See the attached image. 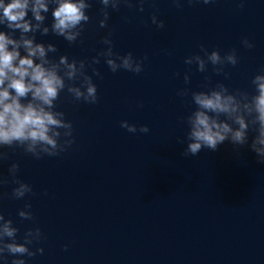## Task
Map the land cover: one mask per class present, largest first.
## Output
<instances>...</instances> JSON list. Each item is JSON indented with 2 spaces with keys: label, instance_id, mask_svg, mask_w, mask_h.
Returning a JSON list of instances; mask_svg holds the SVG:
<instances>
[{
  "label": "water",
  "instance_id": "1",
  "mask_svg": "<svg viewBox=\"0 0 264 264\" xmlns=\"http://www.w3.org/2000/svg\"><path fill=\"white\" fill-rule=\"evenodd\" d=\"M100 8L93 0L76 42L51 30L37 31L36 39L57 45L50 56L90 58L106 47L101 37L110 29L114 51H132L143 68L112 72L101 57L95 65L101 76L93 74L96 103L60 92L56 107L73 124L74 140L65 151L36 159L6 149L0 176L15 160L17 175L33 192L16 199L11 182L0 185V211L17 226L18 241L27 228L41 229V239L29 247L43 251L26 257V264H264V163L247 145L228 140L215 150L183 154V117L195 107L190 92L206 75L209 86L222 80L230 90L252 91L251 78L264 66V0H243L242 6L239 0H194L180 7L145 0L142 11L135 3L109 8L103 28ZM153 13L163 27L151 22ZM44 23H51V8ZM245 36L252 48L241 44ZM201 44L221 55L236 49L238 62L225 65L227 78L210 63L205 72L184 63ZM87 71L92 74L91 67ZM180 88L189 94L178 96ZM122 119L137 131L121 127ZM140 124L149 131L140 132ZM25 200L33 219L17 215Z\"/></svg>",
  "mask_w": 264,
  "mask_h": 264
},
{
  "label": "clouds",
  "instance_id": "2",
  "mask_svg": "<svg viewBox=\"0 0 264 264\" xmlns=\"http://www.w3.org/2000/svg\"><path fill=\"white\" fill-rule=\"evenodd\" d=\"M93 0H0V162L8 159L7 148H17L30 153L34 158L56 156L72 145L73 124L65 118V112L56 107V101L62 90H66L76 101L94 104L98 100L97 85L93 74L101 76L95 67L103 57L112 72L125 69L139 73L142 58L132 51L123 54L115 52L111 39V30L101 37L106 47L90 58H69L67 53L50 56L57 52V45L51 41L36 39V33L47 34L51 30L56 36L63 37L69 44L81 36L90 15L87 9ZM102 13L98 20L100 27H106L109 8L116 10L122 4L143 10L145 0H97ZM192 4L194 0H171L177 7L183 3ZM209 4L213 0H196ZM242 6L243 0H239ZM51 8V23H44ZM30 13V14H29ZM151 22L161 28L164 25L157 15H151ZM241 44L246 48L254 46L253 41L242 37ZM200 52L184 57L186 65L195 63L197 70L205 72L208 64L212 71L230 74L225 65H236V49L221 52L217 48L209 50L203 44ZM146 58V57H145ZM91 67L92 74L87 71ZM189 73L183 74L185 84L189 82ZM205 76L199 90H191V103L195 105L183 119L187 130L183 154L195 156L201 148L215 150L225 140L234 147L247 145L255 154L258 162L264 163V66H261L251 78L252 91L230 90L222 81L217 80L209 86ZM189 94L188 88L177 89V95ZM120 126L135 133L137 125L127 119ZM139 131L147 133L149 126L140 124ZM18 162L8 165V175L0 176V185L11 182L13 198L25 197L32 193L33 187L17 175ZM31 202L25 200L24 206L17 209L21 218L33 219ZM17 226L10 217L0 211V264H26V257L42 252L29 245L41 239L39 226L25 230L22 240L18 241ZM7 238V239H6ZM66 248L67 245H64ZM7 253V255H6Z\"/></svg>",
  "mask_w": 264,
  "mask_h": 264
}]
</instances>
